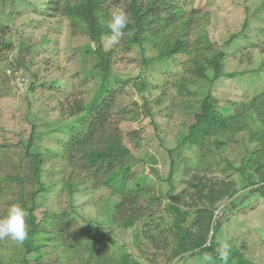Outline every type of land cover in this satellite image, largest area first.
<instances>
[{
  "label": "rangeland",
  "instance_id": "1",
  "mask_svg": "<svg viewBox=\"0 0 264 264\" xmlns=\"http://www.w3.org/2000/svg\"><path fill=\"white\" fill-rule=\"evenodd\" d=\"M50 1L0 0V177H24L26 145L32 132L30 152L45 158L41 177L46 191L37 198L38 217L65 212L74 227L92 226L141 264H205L204 254L171 260L155 226L170 219L163 211L168 193L182 192L180 198L186 199L191 195L199 148L190 147L183 138L203 97L209 95L217 102V110L228 114L236 104L264 92V0H176L193 14L190 40L199 30L214 50L222 52L223 77L217 81L212 80L211 71L205 78L195 76L186 55L156 60L148 45L118 48L107 35L102 47L112 51V61L104 82L94 69L99 63L95 54L99 42L72 33L68 20L50 9ZM105 1L108 13L124 8L122 0ZM102 84L113 101L109 120L118 125L124 144L135 157L127 186L151 188L154 243L143 237L141 223L133 230L118 229L112 223L118 195L83 180L75 182L73 195L63 186L71 168L60 152L77 122L67 110L75 102L88 106ZM134 132L136 149L129 142ZM235 140L223 149L215 148L212 140L205 144L209 150L206 162L212 163L206 177L233 181L236 189L233 198L215 209V222L220 223L215 241L220 250L233 246L251 261L264 264V199L259 191L262 186L264 192V182L256 183L246 168L245 157L253 145L244 144L240 137ZM25 186L27 191L26 182ZM14 203L19 204L17 185L2 182L0 216ZM139 204L147 202L140 198ZM18 252V244L0 239L3 264H20ZM27 261L78 264L69 251L52 242L44 244L41 256L32 254Z\"/></svg>",
  "mask_w": 264,
  "mask_h": 264
},
{
  "label": "trees",
  "instance_id": "2",
  "mask_svg": "<svg viewBox=\"0 0 264 264\" xmlns=\"http://www.w3.org/2000/svg\"><path fill=\"white\" fill-rule=\"evenodd\" d=\"M51 10L66 18L74 34L78 32L90 41L99 42L95 50L99 63L95 72L105 81L111 64L112 51L105 52L102 47L103 36L112 35L107 27L109 19L105 0H51ZM124 10L129 16V25L124 30L118 48L151 47L156 53V60L186 55L192 73L198 78H205L207 71L212 72V80L223 77V54L200 33L190 40L193 14L185 12L176 0H122ZM188 13V14H187ZM231 43V41L229 42ZM100 91L88 106L75 102L68 109L71 119L77 121L70 130V135L61 150V157L67 168H71L63 180V186L70 195L75 192V182L83 180L94 187H104L112 195H118L120 201L111 216L112 223L118 229L133 230L136 223H141V233L150 243H154L151 223L154 222L150 202L151 188L131 189L127 182L132 177L130 166L135 161L134 153L124 144L116 124L111 122L110 108L112 96L102 84ZM217 102L209 95L203 97L200 109L194 115V121L188 127L183 141L190 147L199 148L196 164L198 173L191 186L188 199L167 194L168 204L163 211L169 221L156 222L155 230L161 236L164 250L169 249V258L175 260L185 255L204 254L211 256L205 264H258L233 246L226 249V255L220 254V246L215 241L220 223L213 224L217 205L231 199L236 193L235 185L230 180H214L205 173L212 163L206 162L209 150L205 144L212 143L215 148L223 149L230 142L240 137L243 143L252 144V150L246 155V168L254 175L256 183L264 182V92L245 103L236 104L228 114L216 108ZM148 110V109H147ZM146 113L148 114V111ZM131 116V120L135 119ZM120 122V119H119ZM115 125V126H114ZM34 128V127H33ZM32 128V131H33ZM131 134L129 142L136 149ZM33 133L27 141V167L24 177L8 175L0 177L2 182L17 185L18 202L26 213L28 236L22 245H18L20 264H28V256H41L45 243L52 242L57 247L69 251L78 264H141L132 254L124 250L115 240L106 234H98L89 226L74 227L65 212L59 214L36 215L37 198L46 191L41 172L45 158L40 153H32ZM169 171V180L172 175ZM203 173V174H202ZM202 174V175H200ZM249 183H254L249 179ZM25 182L29 189L26 191ZM264 199L262 186L259 188ZM143 198L147 205H140ZM150 201V202H149ZM147 218V221L142 220ZM164 219L161 216V221ZM212 236L209 243V234ZM134 242L137 238L133 239ZM0 264H3L0 260Z\"/></svg>",
  "mask_w": 264,
  "mask_h": 264
},
{
  "label": "clouds",
  "instance_id": "3",
  "mask_svg": "<svg viewBox=\"0 0 264 264\" xmlns=\"http://www.w3.org/2000/svg\"><path fill=\"white\" fill-rule=\"evenodd\" d=\"M129 25V16L122 8H115L109 12L107 27L112 35L109 38L111 44L115 45L125 35V29ZM27 213L19 204H11L6 213L0 216V239L9 238L18 245H22L27 239L28 230L26 223ZM227 245L220 250L221 255H226ZM205 261L211 260V256H205Z\"/></svg>",
  "mask_w": 264,
  "mask_h": 264
},
{
  "label": "built area",
  "instance_id": "4",
  "mask_svg": "<svg viewBox=\"0 0 264 264\" xmlns=\"http://www.w3.org/2000/svg\"><path fill=\"white\" fill-rule=\"evenodd\" d=\"M215 213H214V218H213V224H215ZM211 236H212V231L210 232V234H209V239H208V242H207V244L209 243V241H210V238H211Z\"/></svg>",
  "mask_w": 264,
  "mask_h": 264
}]
</instances>
